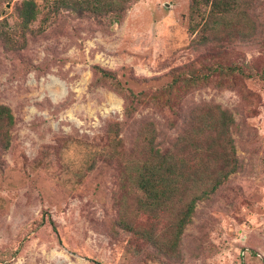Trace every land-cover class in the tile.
Here are the masks:
<instances>
[{"label":"rangeland","instance_id":"obj_1","mask_svg":"<svg viewBox=\"0 0 264 264\" xmlns=\"http://www.w3.org/2000/svg\"><path fill=\"white\" fill-rule=\"evenodd\" d=\"M22 1L0 0V103L13 115L1 129L0 264H264V0H251L252 31L208 46L188 28L190 0H130L119 22L31 0L27 26ZM95 65L134 91L162 88L175 68L207 77L125 120ZM202 104L232 115L238 167L195 202L171 249L168 224L134 199L135 224L121 223L122 158L139 119L166 149Z\"/></svg>","mask_w":264,"mask_h":264},{"label":"trees","instance_id":"obj_2","mask_svg":"<svg viewBox=\"0 0 264 264\" xmlns=\"http://www.w3.org/2000/svg\"><path fill=\"white\" fill-rule=\"evenodd\" d=\"M59 1H65L64 7L77 13L86 10L90 15L114 22L122 19L130 4V0ZM190 2L188 28L192 33L196 30L200 32L198 41L201 44L208 46L225 37L242 38L246 32L253 30L251 26L254 25L248 14L251 0ZM19 15L23 18L24 26H27L35 17L34 3L23 0ZM93 69L100 79L107 80L111 87L123 94L125 120L132 118L140 108H169L167 98L163 101L162 96L171 94L180 83H195L201 77H207V74L192 75L175 68L170 72V81L162 85V88L148 87L134 91L123 86L110 71L97 65ZM216 69L219 70L220 67L217 66ZM233 71L243 73L241 69L233 68L226 69L223 73ZM173 113L179 114L176 109ZM188 118L182 131L166 149L158 146V132L154 122L139 119L133 143L127 149V156L122 158L123 169L119 184L121 195L118 200L121 223L128 229H132L135 224L136 218L131 217L134 199L136 211L140 207L155 216L159 222L168 224L160 234L163 232L165 235L166 231L170 239L162 241V245L171 249L177 247L195 202L208 192H213L238 167L231 136L234 119L228 111L217 105L202 104L191 110ZM12 123L13 115L9 107L0 103V142L7 140V134L1 133V129ZM169 206L170 211H166Z\"/></svg>","mask_w":264,"mask_h":264},{"label":"bare ground","instance_id":"obj_3","mask_svg":"<svg viewBox=\"0 0 264 264\" xmlns=\"http://www.w3.org/2000/svg\"><path fill=\"white\" fill-rule=\"evenodd\" d=\"M62 85V84H61ZM62 87H63V85H62Z\"/></svg>","mask_w":264,"mask_h":264}]
</instances>
